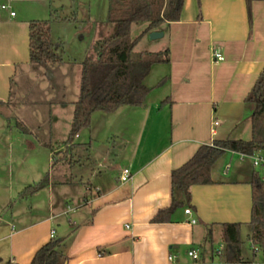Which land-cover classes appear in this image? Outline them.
I'll use <instances>...</instances> for the list:
<instances>
[{
    "label": "crops",
    "instance_id": "obj_1",
    "mask_svg": "<svg viewBox=\"0 0 264 264\" xmlns=\"http://www.w3.org/2000/svg\"><path fill=\"white\" fill-rule=\"evenodd\" d=\"M0 2L10 6L0 5V264H31L53 238L52 230L64 240L67 264H234L225 257L223 224L242 223V232L251 220L250 180L256 170L253 163L244 164L248 157L225 152L212 168L213 183L193 185L190 203L170 221L152 218L171 204L172 170L200 146L252 137L254 106L246 98L264 69V0H184L179 20L162 23L153 31L163 36L149 38L150 51L169 48V62L153 65L143 103L123 105L109 116L97 111L91 120V125L98 121L96 128H85L91 145L119 136L123 144L103 146L97 163L75 175L58 164L68 152L62 117L73 118L66 92L52 104L43 126L42 116L28 105L35 93L17 88L21 76L36 74L29 55L30 22L46 19L51 5L48 0ZM214 49L225 60L215 61ZM154 68L159 78L148 85ZM156 89L160 92L152 96ZM125 169L130 177L122 181ZM45 174L44 188L20 197ZM177 196L183 199L181 192ZM191 248L200 251L199 260L188 256ZM243 256L244 264L257 258L253 252Z\"/></svg>",
    "mask_w": 264,
    "mask_h": 264
},
{
    "label": "trees",
    "instance_id": "obj_2",
    "mask_svg": "<svg viewBox=\"0 0 264 264\" xmlns=\"http://www.w3.org/2000/svg\"><path fill=\"white\" fill-rule=\"evenodd\" d=\"M252 0H247L250 3ZM184 0H108V21L114 25L113 32L105 39L96 41L90 53L82 61L80 93L74 102V113L66 148L74 145L78 133L91 124L97 111L114 112L123 105H140L151 88L145 83L153 65L169 62V48L163 51L134 53L140 37L157 29L162 23L179 20ZM35 19L29 27V55L32 63H61L59 47L51 38V20ZM145 22L142 33L131 38L133 23ZM246 100L253 104L250 116L252 137L250 139H216L204 144L180 167L172 170V201L152 218L161 223L171 220L174 212L191 201V187L213 183L212 168L227 151L253 154L264 152V69L249 92ZM48 174L38 182L27 185L20 197H26L48 184ZM252 211L249 222V240L264 255V180L254 171L251 180ZM181 192L183 199L177 193ZM227 262H243L242 223L223 224ZM64 240L53 237L34 254L31 264H67L69 257L64 251Z\"/></svg>",
    "mask_w": 264,
    "mask_h": 264
},
{
    "label": "rangeland",
    "instance_id": "obj_3",
    "mask_svg": "<svg viewBox=\"0 0 264 264\" xmlns=\"http://www.w3.org/2000/svg\"><path fill=\"white\" fill-rule=\"evenodd\" d=\"M51 8L49 14H46V19H50L53 15L54 19L51 20V38L59 47V54L63 57V62L58 65L52 64H36V74H30L28 77L21 76L18 79V90L27 91L32 89L35 93L33 97L34 103H29V108L35 107L43 118V126L47 125L48 117L50 115V109L52 104L56 103L63 94L66 92L68 109L71 110L73 115L74 102L79 98L80 93V80H81V68L83 59L90 53L94 43L99 39L107 38L114 29V25L108 21V0H48ZM91 1V2H90ZM6 4V3H5ZM1 5V2H0ZM107 6V7H106ZM107 8V16H106ZM91 13L96 17V20H89L85 13ZM45 15V14H43ZM45 17V16H43ZM145 22L133 23L131 28V38L138 37L144 28L146 27ZM150 33L140 37L135 48L134 53L139 54L141 52L150 51L149 39ZM152 49V48H151ZM48 68H55L50 70ZM67 70V71H65ZM66 74L64 76L63 74ZM160 72L157 68H154V73L151 75L148 85L153 84L156 79L159 78ZM53 75V78L50 76ZM66 78V81H65ZM155 83V82H154ZM157 90V89H156ZM155 90V91H156ZM160 92L157 90L152 96ZM28 108V107H27ZM101 116H109L108 113L100 111ZM64 115L62 117V137L63 140L67 138L66 135L69 132V125L72 119ZM66 128L63 126L65 124ZM98 121H94L93 125L90 124L89 128H96ZM151 124V120L149 121ZM21 129V127H18ZM164 130V126L161 128ZM64 130V131H63ZM87 130L83 128L81 139H75L74 145L68 148V152L64 153V158L60 160L58 164L64 163L71 168L74 175L80 168H83L87 172L94 166L96 160L95 157L102 155L103 146L122 145V137L110 138L109 140H103L100 142H94L92 145L87 141ZM65 132V136H63ZM264 154V153H263ZM4 156V153L0 151V157ZM95 162V163H94ZM236 163V159L232 162ZM246 165L252 166V160L246 158ZM14 167V166H13ZM255 170L259 172L260 176L264 178V167H255ZM75 178V176H74ZM84 186V185H83ZM79 190V187H77ZM96 185H92V191H95ZM69 190H74L70 188ZM75 205V202L74 204ZM251 233L250 225H244L241 232L242 240V253L244 255L251 256V241L249 235ZM218 261V260H217ZM264 257L262 254H258L254 262L262 263Z\"/></svg>",
    "mask_w": 264,
    "mask_h": 264
},
{
    "label": "built area",
    "instance_id": "obj_4",
    "mask_svg": "<svg viewBox=\"0 0 264 264\" xmlns=\"http://www.w3.org/2000/svg\"><path fill=\"white\" fill-rule=\"evenodd\" d=\"M1 8L2 9H9L10 6L8 4H1ZM10 13H11L12 16L15 15L14 11H11ZM213 56H214L215 61H223V60H225V57L221 53L220 49H214L213 50ZM216 123H218V122H216ZM263 153H264L263 151H258V152H255L253 154H244V153H239V154H240L241 157L250 158L252 160L253 165L255 167H260V166L264 167V154ZM129 177H130V170L129 169H125L124 172H123V175L121 176V180L122 181H126L127 179H129ZM263 180H264V178H263ZM185 213L191 215V213H192L191 208H186L185 209ZM191 221H192V223H195L196 219L193 218ZM51 235L54 237V235H55V231L54 230H52ZM251 249H252L253 254H256V255H258L259 253L262 254V252L259 249V247L253 245L252 242H251ZM217 253L221 254L222 253L221 249L217 250ZM187 254H188L189 257H191L193 260H196V261L201 258L200 251L198 249H195V248L189 249ZM263 257H264V255H263ZM168 259H169V261L174 262L175 257H174V255H169ZM234 264H244V263L243 262H238V263H234ZM251 264H264V261L262 263L251 262Z\"/></svg>",
    "mask_w": 264,
    "mask_h": 264
},
{
    "label": "water",
    "instance_id": "obj_5",
    "mask_svg": "<svg viewBox=\"0 0 264 264\" xmlns=\"http://www.w3.org/2000/svg\"><path fill=\"white\" fill-rule=\"evenodd\" d=\"M163 32L162 31H151L150 32V38L151 39H157L163 36Z\"/></svg>",
    "mask_w": 264,
    "mask_h": 264
}]
</instances>
